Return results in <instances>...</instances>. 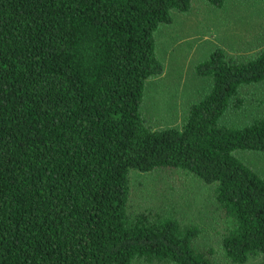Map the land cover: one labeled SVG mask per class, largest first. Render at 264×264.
<instances>
[{
	"label": "trees",
	"instance_id": "trees-1",
	"mask_svg": "<svg viewBox=\"0 0 264 264\" xmlns=\"http://www.w3.org/2000/svg\"><path fill=\"white\" fill-rule=\"evenodd\" d=\"M192 2L0 0V264H213L176 207L131 206V173L161 170L209 185L225 259L264 264V177L237 155L264 152V112L224 119L241 86L264 82V49L198 61L209 90L180 127L141 113L164 70L155 32Z\"/></svg>",
	"mask_w": 264,
	"mask_h": 264
},
{
	"label": "rangeland",
	"instance_id": "rangeland-1",
	"mask_svg": "<svg viewBox=\"0 0 264 264\" xmlns=\"http://www.w3.org/2000/svg\"><path fill=\"white\" fill-rule=\"evenodd\" d=\"M155 40L164 70L147 81L141 113L155 128L180 127L188 107L209 90V80L194 71L198 61L216 47L238 61L251 59L264 49V0H229L220 8L193 0L187 12L175 11L171 23L160 25ZM239 94L244 101L242 107L232 108L224 119L241 126L264 112V82L241 86ZM237 155L264 177V152L239 151ZM130 186L134 210L152 212L165 204L173 210L176 207L181 221L201 229L198 241L214 248L213 264H234L218 249L224 229L214 211L209 185L184 172L161 170L132 172ZM242 264L260 261L249 258Z\"/></svg>",
	"mask_w": 264,
	"mask_h": 264
}]
</instances>
